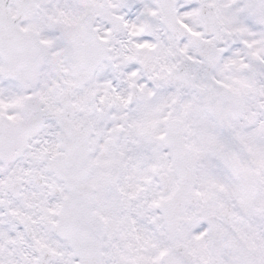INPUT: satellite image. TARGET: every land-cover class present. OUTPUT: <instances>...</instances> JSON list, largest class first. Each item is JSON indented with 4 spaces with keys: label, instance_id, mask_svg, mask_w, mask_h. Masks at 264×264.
<instances>
[{
    "label": "snow or ice",
    "instance_id": "snow-or-ice-1",
    "mask_svg": "<svg viewBox=\"0 0 264 264\" xmlns=\"http://www.w3.org/2000/svg\"><path fill=\"white\" fill-rule=\"evenodd\" d=\"M0 264H264V0H0Z\"/></svg>",
    "mask_w": 264,
    "mask_h": 264
}]
</instances>
